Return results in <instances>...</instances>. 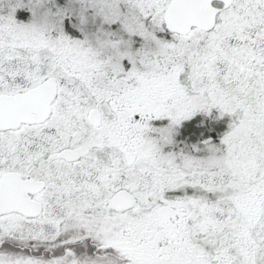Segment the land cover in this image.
<instances>
[{
    "label": "snow or ice",
    "instance_id": "6c2138e0",
    "mask_svg": "<svg viewBox=\"0 0 264 264\" xmlns=\"http://www.w3.org/2000/svg\"><path fill=\"white\" fill-rule=\"evenodd\" d=\"M0 264H264V0H0Z\"/></svg>",
    "mask_w": 264,
    "mask_h": 264
}]
</instances>
